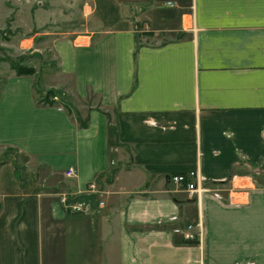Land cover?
Returning a JSON list of instances; mask_svg holds the SVG:
<instances>
[{"label":"crops","instance_id":"1","mask_svg":"<svg viewBox=\"0 0 264 264\" xmlns=\"http://www.w3.org/2000/svg\"><path fill=\"white\" fill-rule=\"evenodd\" d=\"M76 1L0 92L37 180L0 172V264H264V0ZM190 172L199 198L169 181Z\"/></svg>","mask_w":264,"mask_h":264},{"label":"rangeland","instance_id":"2","mask_svg":"<svg viewBox=\"0 0 264 264\" xmlns=\"http://www.w3.org/2000/svg\"><path fill=\"white\" fill-rule=\"evenodd\" d=\"M73 2L74 0H0V92L6 79L10 75H17L19 69L30 73L27 76H33L34 68L41 70L40 67L53 64L50 47L61 38L57 34L73 29L72 21H66L67 16L72 17L75 10L84 7V4L75 6ZM86 12L89 13V10ZM35 83L38 85L34 88L36 92L40 88L38 82ZM24 165V159L14 150L0 146V172L4 171L9 176L14 172L20 179L26 175V182H31L30 186H33L36 180L34 173L30 171L26 174ZM236 181L235 186H238ZM229 189H232L231 186L227 187L226 194H229ZM236 198L238 200L240 197L236 195ZM220 199L223 201V198ZM224 201L227 202L225 197ZM200 233L202 237V226Z\"/></svg>","mask_w":264,"mask_h":264},{"label":"built area","instance_id":"3","mask_svg":"<svg viewBox=\"0 0 264 264\" xmlns=\"http://www.w3.org/2000/svg\"><path fill=\"white\" fill-rule=\"evenodd\" d=\"M58 97L54 96L51 98L53 103L58 102ZM60 110V108H59ZM72 170L69 169L65 172V176L67 178L72 176ZM169 181L175 186L184 189V191L189 194V196H195L199 198L206 191V187L200 178L197 177L196 173L190 172L186 175H178L172 177ZM65 203V199L62 200ZM72 210H78V207L74 204ZM201 226L200 224H186L184 227L180 229H176L174 232L178 234L183 241H193L196 244H199V239L201 236Z\"/></svg>","mask_w":264,"mask_h":264},{"label":"trees","instance_id":"4","mask_svg":"<svg viewBox=\"0 0 264 264\" xmlns=\"http://www.w3.org/2000/svg\"><path fill=\"white\" fill-rule=\"evenodd\" d=\"M24 70L23 69H19L18 71H17V75L18 76H23V75H28V74H30V73H25V72H23ZM33 74V73H32ZM36 87H38V85L35 83L34 84V88L36 89ZM34 89V90H35ZM36 92L39 94H42V99H43V101L45 102V103H47V104H52L53 102L51 101V98L52 97H54L55 95H54V92H52V91H46V92H42V90H40V89H38V90H36ZM184 244H186V245H195L196 244V242H193V241H184L183 242Z\"/></svg>","mask_w":264,"mask_h":264}]
</instances>
